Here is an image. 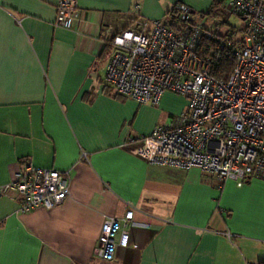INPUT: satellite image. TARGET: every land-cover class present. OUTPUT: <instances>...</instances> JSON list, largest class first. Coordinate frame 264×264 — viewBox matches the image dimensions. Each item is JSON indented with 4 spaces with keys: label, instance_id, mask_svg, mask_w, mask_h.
I'll return each mask as SVG.
<instances>
[{
    "label": "crops",
    "instance_id": "obj_1",
    "mask_svg": "<svg viewBox=\"0 0 264 264\" xmlns=\"http://www.w3.org/2000/svg\"><path fill=\"white\" fill-rule=\"evenodd\" d=\"M180 2L196 14L212 0H76L71 28L57 0H0V185L24 159L69 177L62 203L16 213L0 196V264H260L264 180L222 185L198 168L151 165L124 144L188 111L166 91L158 104L120 95L105 80L116 34ZM139 6V9H136ZM201 13V14H200ZM221 185V186H220ZM127 224L114 259L96 255L106 218Z\"/></svg>",
    "mask_w": 264,
    "mask_h": 264
},
{
    "label": "built area",
    "instance_id": "obj_2",
    "mask_svg": "<svg viewBox=\"0 0 264 264\" xmlns=\"http://www.w3.org/2000/svg\"><path fill=\"white\" fill-rule=\"evenodd\" d=\"M221 1L227 17L244 21L238 45L216 37L223 31L220 23L204 25L181 3L175 20L166 16L150 23L137 17L127 29L104 35L114 48L105 80L120 95L140 103L158 104L166 91L188 100L189 110L170 126H157L151 134L124 144L131 152L151 165L198 168L221 185L232 180L241 187L252 178L264 180V0ZM75 4L57 0L56 26H73ZM222 53L235 57L229 72L220 71ZM68 193L67 174L29 160L0 185V196L19 197L16 213L56 207ZM132 215L129 211L122 222L104 220L96 249L99 258L112 261L116 246L129 244L124 227Z\"/></svg>",
    "mask_w": 264,
    "mask_h": 264
},
{
    "label": "rangeland",
    "instance_id": "obj_3",
    "mask_svg": "<svg viewBox=\"0 0 264 264\" xmlns=\"http://www.w3.org/2000/svg\"><path fill=\"white\" fill-rule=\"evenodd\" d=\"M196 16L197 18H199V21H202L204 25L208 27H213L215 24L220 23L224 32L228 30H235L237 33V37L239 38L243 34L242 30L244 28V21L242 20V18L235 15L227 17L226 5H219L213 8L209 17H202L199 15V13H197Z\"/></svg>",
    "mask_w": 264,
    "mask_h": 264
},
{
    "label": "trees",
    "instance_id": "obj_4",
    "mask_svg": "<svg viewBox=\"0 0 264 264\" xmlns=\"http://www.w3.org/2000/svg\"><path fill=\"white\" fill-rule=\"evenodd\" d=\"M179 4H181V3L176 2L175 5L167 13V16H171L173 18V20L176 19V15H175V13L177 12L176 6ZM219 5H222L221 0H213L211 11H208V12L202 14V16L203 15L210 16L213 8H215ZM173 26H175V22H173ZM216 37H220V38L226 39L228 41H231L233 46L239 44V40H238L237 33L235 30H228L226 32H224V31L217 32ZM107 42L111 45L112 40L109 39V40H107ZM234 65H235V57L233 56V54L228 55L226 53H222V57H221L220 62H219L220 71L221 72H224V71L229 72L233 69ZM24 160H28V159H24ZM260 264H264V261L260 262Z\"/></svg>",
    "mask_w": 264,
    "mask_h": 264
}]
</instances>
